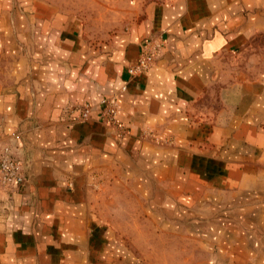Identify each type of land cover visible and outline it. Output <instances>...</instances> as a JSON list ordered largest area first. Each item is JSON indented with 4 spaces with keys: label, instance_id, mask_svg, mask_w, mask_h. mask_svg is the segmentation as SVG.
<instances>
[{
    "label": "crops",
    "instance_id": "crops-1",
    "mask_svg": "<svg viewBox=\"0 0 264 264\" xmlns=\"http://www.w3.org/2000/svg\"><path fill=\"white\" fill-rule=\"evenodd\" d=\"M111 95L116 122L68 117ZM0 143L26 174L0 264L139 263L110 190L187 224L198 264H264V0H0Z\"/></svg>",
    "mask_w": 264,
    "mask_h": 264
},
{
    "label": "rangeland",
    "instance_id": "rangeland-1",
    "mask_svg": "<svg viewBox=\"0 0 264 264\" xmlns=\"http://www.w3.org/2000/svg\"><path fill=\"white\" fill-rule=\"evenodd\" d=\"M54 1L72 10V4L84 0ZM110 193L118 195V202L108 205L110 221L121 229L117 238H121L138 258L139 263L134 264H198L197 260L205 256L206 252L200 250L198 238L181 232L180 226L188 228L187 224L169 221L171 226L165 227L162 222L148 218L147 209L131 192L115 193L110 190ZM193 223L195 225H189V228L196 227V221Z\"/></svg>",
    "mask_w": 264,
    "mask_h": 264
},
{
    "label": "built area",
    "instance_id": "built-area-1",
    "mask_svg": "<svg viewBox=\"0 0 264 264\" xmlns=\"http://www.w3.org/2000/svg\"><path fill=\"white\" fill-rule=\"evenodd\" d=\"M150 44L149 39L141 44V52L136 63L127 68L129 75L146 73L153 66L156 53ZM94 110L98 111V117L106 123L111 124L117 121V104L114 95L102 97L97 102L75 103L66 109L71 119H87L92 116ZM25 181L23 161L12 153L8 145L0 143V186L16 187Z\"/></svg>",
    "mask_w": 264,
    "mask_h": 264
}]
</instances>
